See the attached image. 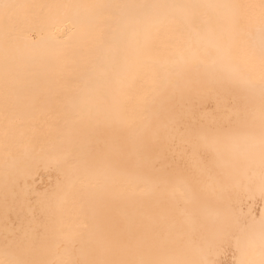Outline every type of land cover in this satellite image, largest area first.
Here are the masks:
<instances>
[{"label":"bare ground","instance_id":"6f19581e","mask_svg":"<svg viewBox=\"0 0 264 264\" xmlns=\"http://www.w3.org/2000/svg\"><path fill=\"white\" fill-rule=\"evenodd\" d=\"M259 3L0 0V241L26 232L40 264L251 256L261 169L227 139L248 131L237 126L243 92L215 81L212 61L226 51L221 74L257 76L246 53ZM248 109L258 133V89ZM61 171L49 206L36 193ZM237 199L255 221L232 215Z\"/></svg>","mask_w":264,"mask_h":264},{"label":"snow or ice","instance_id":"6c2138e0","mask_svg":"<svg viewBox=\"0 0 264 264\" xmlns=\"http://www.w3.org/2000/svg\"><path fill=\"white\" fill-rule=\"evenodd\" d=\"M5 7H13L12 5H6ZM63 9H72L79 7H87L86 5H59L57 6ZM149 8L156 7H168V8H178L185 7L183 5H151L147 6ZM259 8L258 20L255 22L258 26L259 32V42H253L246 55L249 63L252 65L257 73V76L251 80H239L231 73L221 74L225 72L224 60L227 57L226 51H221L218 53V60H213V64L219 63L220 71L213 77L217 82H224L225 80L230 85L238 87L242 90L243 95L239 97H234L237 100L244 101V109L241 113L240 118L237 121V126L239 129H246L243 134L230 133L227 137L229 143L233 148L242 150L248 157L250 162H254L258 158L259 167L261 169V185L259 189L260 197L264 200V0H260L258 6H250ZM65 19H70L65 17ZM178 23V22H177ZM191 45H189L190 47ZM259 90L260 97V126L259 131L256 133L253 131V124L251 123L248 106L251 104L255 97L256 90ZM75 158H69L65 161V166L67 168H72ZM100 164L108 165L112 163L110 158L104 157L98 161ZM57 163L56 160H52L51 164ZM63 172H59L56 183L53 186V191L51 193L45 189L42 193H36L38 197H44L47 200L49 206L53 205L59 195L61 190V178ZM247 191V190H246ZM249 199H254L253 196L249 195ZM229 211L233 216L238 213L239 216H250L255 221L256 217L253 214V207L250 205L247 212L244 211L243 203L237 199L235 201H230L228 203ZM259 243L253 245L254 251L251 256L247 259H242L237 262V264H264V207L260 208L259 216ZM36 252V245L33 239L25 232L23 234H16L5 229V235L2 241H0V264H40L39 261L32 259L31 257ZM242 255H244L242 253ZM148 264H197L196 261H152ZM205 264H211V262H205Z\"/></svg>","mask_w":264,"mask_h":264}]
</instances>
